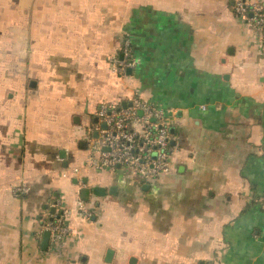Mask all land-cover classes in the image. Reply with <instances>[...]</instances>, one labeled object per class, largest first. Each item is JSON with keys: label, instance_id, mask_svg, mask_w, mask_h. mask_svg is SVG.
Instances as JSON below:
<instances>
[{"label": "crops", "instance_id": "1", "mask_svg": "<svg viewBox=\"0 0 264 264\" xmlns=\"http://www.w3.org/2000/svg\"><path fill=\"white\" fill-rule=\"evenodd\" d=\"M3 1L0 264H264V37L233 0H13L21 21ZM131 97L176 148L150 185L88 164L99 105ZM60 208L57 255L40 227Z\"/></svg>", "mask_w": 264, "mask_h": 264}, {"label": "built area", "instance_id": "2", "mask_svg": "<svg viewBox=\"0 0 264 264\" xmlns=\"http://www.w3.org/2000/svg\"><path fill=\"white\" fill-rule=\"evenodd\" d=\"M234 13L242 21L257 28L264 37V0H233ZM121 58L110 59L117 75L137 65L125 42ZM264 57V42L262 47ZM97 121L91 127L94 138H88V164L95 169H123L139 184H152L171 171L175 153L169 123L161 109L138 97H131L125 106L102 103L96 111ZM264 208V206H263ZM61 209V208H60ZM78 215L90 216L83 202L77 203ZM67 211L61 209L41 225L49 233L51 254H61L71 230L65 223Z\"/></svg>", "mask_w": 264, "mask_h": 264}, {"label": "water", "instance_id": "3", "mask_svg": "<svg viewBox=\"0 0 264 264\" xmlns=\"http://www.w3.org/2000/svg\"><path fill=\"white\" fill-rule=\"evenodd\" d=\"M130 70H127V72ZM122 107L125 106V103H122L121 105ZM110 192L113 193V189H110ZM93 193L97 196H101L105 194V191L101 188H94L93 189ZM48 240H49V233L48 232H44L43 236H42V241H41V248L45 249L47 244H48ZM108 255H110V253H108Z\"/></svg>", "mask_w": 264, "mask_h": 264}, {"label": "rangeland", "instance_id": "4", "mask_svg": "<svg viewBox=\"0 0 264 264\" xmlns=\"http://www.w3.org/2000/svg\"><path fill=\"white\" fill-rule=\"evenodd\" d=\"M4 1H6V0H4ZM3 1V2H4ZM9 1V3H8V5H9V7L12 9V11H13V14L15 15V16H18V17H20L19 19H20V21H21V19L22 18H25V11H24V15L21 17V15H20V13H21V9H23V8H19V10H17V8H16V6H17V2H19V5H23L24 7H25V0H17V2L15 1V3L16 4H12V1L13 0H8ZM11 9H10V11H11ZM6 12V11H5ZM6 15V14H5ZM91 171V170H90ZM101 172H102V174H103V169L101 170Z\"/></svg>", "mask_w": 264, "mask_h": 264}]
</instances>
